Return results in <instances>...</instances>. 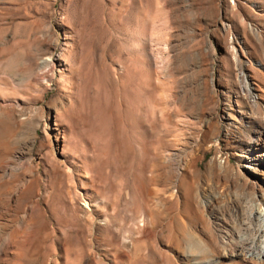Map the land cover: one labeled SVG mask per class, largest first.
I'll return each mask as SVG.
<instances>
[{"label": "rangeland", "instance_id": "obj_1", "mask_svg": "<svg viewBox=\"0 0 264 264\" xmlns=\"http://www.w3.org/2000/svg\"><path fill=\"white\" fill-rule=\"evenodd\" d=\"M55 120L69 176L47 154ZM263 123L264 0H0V170L19 158L0 189L29 165L39 189L26 222L0 192V264H190L157 203L212 233L216 206L258 194Z\"/></svg>", "mask_w": 264, "mask_h": 264}, {"label": "bare ground", "instance_id": "obj_2", "mask_svg": "<svg viewBox=\"0 0 264 264\" xmlns=\"http://www.w3.org/2000/svg\"><path fill=\"white\" fill-rule=\"evenodd\" d=\"M243 89H244V91L247 94L250 95L249 84L246 81L243 83ZM251 96H252V94H251ZM48 128H49V125L44 127V133L45 134H46L45 129H48ZM2 131H3V133H8L7 129H5L4 127L0 126V132L2 133ZM54 131H55V137H54V140L52 142V147L50 148L49 152L47 153L48 157L50 158V161L54 163V165H56V164H58L60 162H61V164H66L67 165L68 161L65 158V155H64V151L65 150H64V147L62 146L63 137L64 136L60 137V134H59L60 126L58 124V120H55ZM10 134L11 133L9 132L8 135H10ZM30 136H31L30 142L33 143L34 140L36 139V130L35 129L31 131V135ZM9 137L12 138V136H9ZM19 140H20V138H19ZM69 146L70 145L68 143V147ZM60 147H62V148H61L60 152L57 153V151L59 150ZM249 148L250 149H249V152H248V157L246 158V164L250 167V170H251L252 174L254 175V179L252 181V184H253L252 190H254L256 192L258 191V194L252 196V198H250V199H247V201H244V202L239 203V204L237 203V204H233V205L216 206L213 209V217H214V220L216 222V228L214 230H212L213 231L212 233H210L211 232L210 229H209L210 226H207L208 227L207 228L206 226H204L202 224L198 225V224H193V223L189 225L188 229L196 232V235H198L201 238L200 240L198 238H196V236L192 237V235H189V234L185 235V231L187 230L186 227H184V231H183V233H181L180 229L182 228V226L179 229V227H178L179 224L177 225L176 222H175L176 218L170 216L169 211L167 210L166 204L157 203V206H156L157 210H155V212L153 213V223L155 225V228H154L155 231H156V229H160L162 226H164V227L165 226H169V227L173 228V230L176 233V235L181 236V240L184 241V244L188 245V249L191 251V252H189V257L191 258V261H189L190 264H264V125H261L258 128V133H257V135H256V137L254 139L253 146H250ZM3 149H5V148H3ZM65 149L67 150L66 146H65ZM4 152L5 151H3V153ZM68 153H70V151H68ZM70 154L72 155V153H70ZM11 155H13V154H11ZM57 155H58V157H57ZM4 156H6V155H4ZM8 156H10V155L8 154ZM59 156H60V158H59ZM72 157H73V155H72ZM18 159L19 158L14 159L12 157V158L6 160V158H5V160H6L4 162L5 168L1 169L2 171L5 170V171H3V173L7 174V172H9V171H10V173L12 171H15L17 169L16 168V165H17L16 162L18 161ZM26 160H28V159H26ZM28 161H30V160H28ZM2 163H3V160H2ZM1 165H3V164H1ZM37 168H38L37 166L29 165L27 172L23 173L22 177H20L19 180H17V181L15 180L16 184L14 186H12L10 189L7 186V188L4 189V191H2L0 189V192H5V191L7 192L8 200L9 199H13V197H12V194H13V195L16 196V201H18L20 203H23V204L24 203H28V205H26V204L24 205V208L22 210L23 218L20 216L22 218V221H25L24 219H26L28 217L30 218V214H31L30 210L38 208V206H39V201L37 200V198L39 197V189H38V186H37L38 185V178L36 176ZM72 169L73 168H71L69 166V164H68V166L66 167V173L68 174V176L72 174ZM23 171H25V170H23ZM16 174H14V175H16ZM50 174H51V172H50ZM68 176H67V179H70V178H68ZM11 178H12V176H11ZM7 179H8V177H7ZM85 179L86 178H84V181H85ZM0 181H1V178H0ZM50 181H51V179H50ZM7 183H9V180H8ZM8 185L11 186L12 183H9ZM82 185H85V183H83ZM82 185H81V188H80V194L82 193L81 195L88 196L87 195L88 191L85 190V188H83ZM69 186H70V184H69ZM49 189H51V188H49ZM34 190L36 191L35 195H33V191ZM66 192H64V193H66ZM68 193H70V192L68 191ZM95 194H96V192H95ZM44 195L46 196V194H44ZM77 195H79V192H78ZM3 196H5V195H3ZM83 196H82V198H83ZM58 199H59V197H58ZM6 200L7 199H5V201ZM43 201L45 202V199ZM73 201H72V203H73ZM8 202H10V200ZM70 202H71V200H70ZM70 202H69V204H70ZM18 206H19V204H18ZM88 207L89 206H88L87 203L83 204V209L86 211V213L88 212V214H89V210L90 209L88 210ZM70 211H71V209H70ZM152 227H153V225H152ZM17 228H18V226H17ZM208 229H209L210 232L208 231ZM29 235H31V234H29ZM32 235H34V234H32ZM25 237H26V235H25ZM3 238H5V237H3ZM17 238H16V240H17ZM56 238H58V237H56ZM7 239H9L8 236H7ZM19 239H20V237H19ZM33 240H34V238H33ZM26 241H27V239H26ZM31 241H30V243H31ZM21 243L24 244L25 240H24V242H21ZM13 244L15 245V243H13ZM202 247H203V249H202ZM19 248L20 247L18 245V248H16V249L20 250ZM204 248L206 250V253L208 252L207 254L204 253L205 252ZM29 250H30V248H29ZM20 253H22V252H20ZM20 253H18V255ZM25 253H24V255H25ZM68 253H70V252H68ZM20 260H22V259H20ZM18 262H19V260H18ZM19 264H20V262H19Z\"/></svg>", "mask_w": 264, "mask_h": 264}]
</instances>
